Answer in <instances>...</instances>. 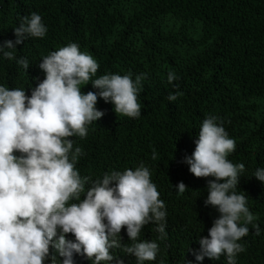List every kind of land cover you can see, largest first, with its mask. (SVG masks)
<instances>
[{"label":"trees","instance_id":"obj_1","mask_svg":"<svg viewBox=\"0 0 264 264\" xmlns=\"http://www.w3.org/2000/svg\"><path fill=\"white\" fill-rule=\"evenodd\" d=\"M31 12L41 15L46 35L17 45L16 59L0 54V86L22 88L30 96L45 78L39 63L70 42L100 65L93 80L109 73L131 72L133 80L145 74L138 94L140 117L116 114L111 102L98 97L96 108L104 115L87 126L85 138H69L83 152L75 165L82 178L102 179L106 173L134 170L141 163L149 168L165 203L166 235L159 239L157 224L145 225L139 240L157 242L159 251L154 261L144 264H228L223 255L203 261L194 255L200 237L208 236L219 216L204 204L207 181L213 178L195 177L184 162L194 152L208 116L219 117L217 123L222 120L236 142L228 159L245 165L236 191L247 197L260 227L256 235L248 225V235L238 241L246 251L237 254L235 264H264V183L254 177L258 168H264V0H0V43L14 41L20 17ZM21 57L29 62L27 70L16 63ZM170 72L178 77L171 84ZM81 88L85 94L98 91L91 80ZM176 92L183 95L169 101V93ZM180 182L187 186L182 194L174 187ZM120 236L122 244L132 243L126 228ZM66 239L75 241L70 233ZM50 252L63 264L64 257L55 248ZM110 253L123 264H137L134 255L120 248ZM73 264L93 261L73 253Z\"/></svg>","mask_w":264,"mask_h":264},{"label":"clouds","instance_id":"obj_2","mask_svg":"<svg viewBox=\"0 0 264 264\" xmlns=\"http://www.w3.org/2000/svg\"><path fill=\"white\" fill-rule=\"evenodd\" d=\"M13 31L14 41L0 43V54L8 60L16 59V46L29 37L43 38L47 27L40 14L31 12L20 17ZM16 63L29 68L26 58ZM99 67L91 54L70 42L39 63L45 78L30 96L22 88L0 86V264H45L46 260L58 264L51 248L64 257L63 264H73V253L86 256L93 264L114 259L123 264L110 253L113 248L134 255L137 264L156 259L158 243L139 240L149 223L157 224L159 239L166 235L165 203L149 168L141 163L134 170L112 171L91 180L82 178L75 167L83 152L69 138H85L87 126L104 115L96 108L98 97L111 102L116 114L141 115L138 94L145 74L133 80L131 72L109 73L93 80ZM176 79L175 73L168 74L170 84ZM90 80L98 91L85 94L81 86ZM180 95L169 93L167 99L175 101ZM218 120L217 116L203 120L195 150L184 158L195 177L213 178L207 181L204 204L219 213L208 236L200 237L194 255L197 261L205 257L219 260L223 255L228 264H235L237 254L246 251L238 241L248 235V225L256 235L260 227L247 207V197L236 191L245 165L228 159L236 142ZM152 158L156 159L155 151ZM254 177L264 183V168H258ZM174 187L179 194L187 189L183 182ZM122 228H126L130 245L121 243ZM69 233L75 241L66 239Z\"/></svg>","mask_w":264,"mask_h":264}]
</instances>
